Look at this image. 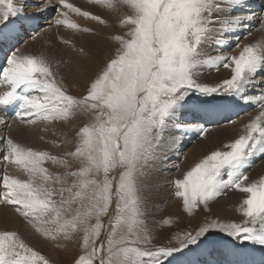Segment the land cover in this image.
Wrapping results in <instances>:
<instances>
[{"label": "snow or ice", "instance_id": "snow-or-ice-1", "mask_svg": "<svg viewBox=\"0 0 264 264\" xmlns=\"http://www.w3.org/2000/svg\"><path fill=\"white\" fill-rule=\"evenodd\" d=\"M89 2L114 12L127 9L119 21L126 31L109 36L117 47L88 81L86 95L77 98L67 92L62 78L57 79L60 61L46 52L21 50L23 37L34 31L27 26L32 18L23 16L16 0H0V45L8 44L0 64V124L68 122L77 114H93L76 132L74 151L63 156L0 136V159L25 176L6 169L0 174V202L14 206L46 239L71 240L82 233L81 254L74 264H173L177 253L197 251L214 232L264 252V178L245 183V170L257 156H264V41L242 44L237 35L256 18L252 4L249 0ZM41 10L47 9L42 5ZM55 11L54 26L73 33H92L73 15L107 23L69 0H57ZM259 23L264 26V11ZM59 40L80 57L93 55L63 36ZM206 47L215 52H206ZM70 62L80 64L76 58ZM221 69L229 71V78L201 82L206 71ZM241 104L259 109L242 134L225 144V150L211 151L171 185L189 215L201 206L209 209L228 191L244 193L237 209L244 220L210 221L194 234L176 235L177 247L149 246L144 180L166 139L174 143L176 137L192 132L203 137L210 122ZM49 163L64 171H51ZM113 206L114 215L101 240L103 217ZM170 223L164 220L161 225ZM0 264L51 262L17 232L0 231ZM232 264H264V256Z\"/></svg>", "mask_w": 264, "mask_h": 264}, {"label": "bare ground", "instance_id": "bare-ground-1", "mask_svg": "<svg viewBox=\"0 0 264 264\" xmlns=\"http://www.w3.org/2000/svg\"><path fill=\"white\" fill-rule=\"evenodd\" d=\"M86 1L69 0V2L74 3L83 10L101 16L107 23L100 24L91 19H85L74 15L72 19L82 27L92 29V33H73L63 26L60 28L55 27L54 21L57 16L55 7L57 6V0H38L35 2V4L37 3L35 7H29L31 10L29 14L23 11V16L32 18L27 26L34 29V31L29 33L27 39H24L25 36L23 37V42L25 43L20 45L21 50L25 53L33 54L46 52L54 59L60 61V66L55 69L58 73L57 79L62 78L64 88L70 95L75 97H77V95L73 92L74 88L79 90L86 89L88 81L93 78L99 68L102 67L105 57L117 47L116 44L109 40V36L122 34L124 32H122L123 28L119 26V21L128 11L127 9H120V11L114 12L109 9L95 6L88 2L89 0ZM29 2L33 3L32 0H16L17 5L21 8L23 4H29ZM249 2L255 4H252L253 10L251 11L255 13L256 18L251 21L246 30L237 33V35L240 36L246 33L248 35L249 32L253 33V31L254 33L243 44L264 41V26L259 23V16L261 12L264 11V0H249ZM42 5L46 7V11L41 10ZM39 19L42 21L39 25L42 29L40 33H38V30L36 33L35 29L38 26ZM50 24L53 26L49 27ZM32 35H35L36 39L30 40ZM59 36L71 40L72 43L76 45L77 49L84 47L86 50L91 51L93 55L91 57H80L76 51H73L69 46L61 43ZM213 49L212 52H215V48ZM205 51L208 52L206 48ZM7 52L8 44L5 42L3 45H0V64L4 63L5 54ZM74 58L79 59L80 64L70 62ZM229 76L230 73L228 70L221 69L219 72L214 71L209 74H204L200 80L201 82L212 84L219 83L223 79L229 78ZM258 79H260V77H258ZM238 111H244L241 118L234 121L237 118L235 117L231 119L232 122L227 121L228 124L226 122L223 123V128H228L220 129V127L213 125V123L215 125L217 124L215 123L216 120V122H218L224 119V117H232ZM258 111V108L244 104L234 109L226 110L221 116L209 123L208 132L201 137L196 144L191 141V137L188 138L186 135L176 137L174 143L166 139L165 145L161 149L158 158L149 166L147 176L144 180L143 198L150 226L154 225L155 219H157L156 217L159 216V213L165 208L170 207L173 211L178 209L177 202H179V200L174 195L175 190L171 185V181L182 179L187 171L191 170L196 163L210 154L211 151L218 149L225 150L223 146L238 138L239 135L242 134L244 125L248 123ZM0 115H3V113H0ZM87 117L88 113H81L77 114L68 122H40L35 125L19 124L14 120H9L11 127L0 124V136H10L14 141L24 146L48 151L52 155L63 156L64 153L74 150L76 132L80 129L79 123ZM189 118L191 119V117ZM169 135L175 136V133H169ZM193 135L196 137L199 136L195 132ZM68 141H73V143L70 144ZM182 149H186L184 154L181 153ZM169 161L172 162L168 163ZM173 161H176V163ZM252 163L253 166L245 170L248 175V180L245 181L246 184L264 178V156H257ZM46 167L53 172L64 171V169L54 166L51 163L47 164ZM73 167H76L75 163ZM5 169L11 175L22 179L25 178L22 171L11 164H6L3 159H0V174H2ZM0 197H2V193H0ZM221 197L222 198L215 203L210 204L211 211H213L215 217L220 220L227 222L234 220V211L238 208L242 200L246 198V194L240 193L239 191H228L226 195ZM8 206L11 205L0 202V231L17 232L30 247L39 251L49 259L51 264H57L55 261L59 260L57 247L64 248L70 241L72 242V240H65L62 237L56 240L44 238L36 233L32 226L16 212L15 209H10ZM239 215L242 219L240 222H242L244 217L240 213ZM216 243L206 247L201 246L197 251L188 252L187 255H178L176 259L173 260V264H195L197 261L202 262V264H232L234 261L250 258L259 261L261 257L264 256V252L254 245H252L254 246L252 249H250L251 247L243 249L245 256H235L234 254H230L235 252V248L231 245L224 242L220 245H216ZM247 249L248 251H246Z\"/></svg>", "mask_w": 264, "mask_h": 264}, {"label": "rangeland", "instance_id": "rangeland-1", "mask_svg": "<svg viewBox=\"0 0 264 264\" xmlns=\"http://www.w3.org/2000/svg\"><path fill=\"white\" fill-rule=\"evenodd\" d=\"M32 1H33V3L29 2V4H23V6H22V10L24 12H26L27 14H29L31 12V10H30L31 7H35V5H37V3L35 4V2L38 1V0H32ZM71 1H74V0H71ZM76 1H78V0H76ZM80 1H86V0H80ZM38 23L39 24H38V26L35 29L36 33H37V30H38V33H40L41 29H42V27H39V25L42 23L41 19L38 20ZM125 30L126 29L123 28L122 32L125 31ZM250 33H251L250 35L249 34L247 35V33L243 34V35H240L242 44L248 38L251 37V35L254 33V31H253V33L252 32H250ZM27 36H25L24 39H27ZM30 40H31V38H30ZM24 43L25 42L22 41V44H24ZM232 43H233L232 45L234 46L235 45V40H233ZM213 48L214 47H206L208 53H213L212 52L214 50ZM230 51H231V49H230ZM209 73L210 72H206L204 74H209ZM258 77H259V75H258ZM73 92H74L75 95H77L78 98H82L84 95H86V89L79 90L77 88H74ZM242 113H244V111H238V112H236L234 114V116H232V117L229 116V117H230V119H233V118L237 117L234 120V121H236L238 118H241V115H243ZM251 113H252V111H251ZM92 116H93L92 113H88V117L83 119V121H81L79 123L80 128L85 126L87 123H89L91 121V119H92ZM227 118L228 117H224V119H222V120H220L218 122H215V123H217L216 125L214 123H213V125L220 127V129L228 128V127H224L223 128V123L224 122H226L228 124L227 121H229V119H227ZM193 133L194 132L188 133L186 135V137H188V138L191 137L190 138L191 141H193L194 144H196L197 142H199L198 140H200L201 136H197L196 137V136L193 135ZM192 136H194V137H192ZM186 148H188V147H186ZM185 150L182 149L181 153L184 154L186 152ZM170 162H172V161H169L168 163H170ZM173 162L176 163V161H173ZM161 164H165V163H161ZM255 165H256V163H255ZM159 167H161V166H159ZM118 171H119L118 169L115 170L112 173V175H116L118 173ZM235 191L236 190H232V191H229V192H235ZM226 194H227V192H226ZM226 194H224V195H226ZM220 198H222V197H220ZM220 198H218L216 201H218ZM178 200H179V202H177L178 209L173 211V209L168 207V208H165L164 210H162V212L159 213V216L156 217L157 219H155V222H154L153 226H150V223H149V221L147 219V221H148L147 223L149 225L148 227H150L149 228L150 229V235L152 237V245H149V246L177 247L178 244H177V241L175 239L176 235H183V234L188 233V232H191V233L194 234L195 231H197L200 226H203L204 224H206V223H208L210 221L227 222V221L220 220L219 218L215 217V215L213 214V211H211L212 210L211 206H209V209H204L203 206H201V208L198 211H195L193 214L189 215L183 210L182 199L178 198ZM8 207L10 209H14V206H8ZM237 209L234 211L235 219L232 220V221H228V222H238L239 223L240 220H242L240 215H239V212L237 211ZM113 215H114V206H113L112 209L109 210L108 214L105 217H103V223L105 225V229L102 231V234H101V237H100L101 240L105 239V235H106L107 227H108V222H109V219ZM164 220L171 221L170 225L162 226L161 222L164 221ZM92 222L94 223V221H92ZM81 237H82V233H76L73 236V238L71 239L72 242L70 241L67 244L66 247H64V248L57 247L58 257H59L58 261L55 260L57 262V264H74V260L77 258V256L79 254H81V248H80ZM226 239H229V238H227V237L221 238V234L214 232V233L211 234V237H210L208 242L216 243V242H220L221 241L219 243V245H220L223 242H225ZM59 242H63V241H59ZM253 247L254 246H252L250 249H252ZM246 251H248V249ZM178 255L180 256L181 253H177L176 257Z\"/></svg>", "mask_w": 264, "mask_h": 264}]
</instances>
